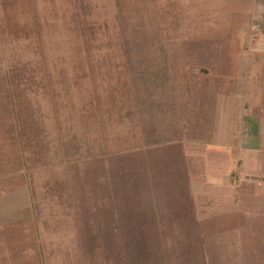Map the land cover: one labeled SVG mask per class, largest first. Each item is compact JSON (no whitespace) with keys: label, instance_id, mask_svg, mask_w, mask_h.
<instances>
[{"label":"rangeland","instance_id":"374dc122","mask_svg":"<svg viewBox=\"0 0 264 264\" xmlns=\"http://www.w3.org/2000/svg\"><path fill=\"white\" fill-rule=\"evenodd\" d=\"M261 6L0 0V251L29 264H264ZM253 105L261 145L247 171L236 128L216 124Z\"/></svg>","mask_w":264,"mask_h":264},{"label":"crops","instance_id":"0c3cea01","mask_svg":"<svg viewBox=\"0 0 264 264\" xmlns=\"http://www.w3.org/2000/svg\"><path fill=\"white\" fill-rule=\"evenodd\" d=\"M257 19L259 21V32H258V38H257V45L258 47L264 51V0H262V6L257 9ZM234 106L230 107L231 109H228V111H234L233 109L237 108L238 111L236 114L232 115V119L229 122H226V118L229 115H224L226 111H222V114L219 115V118L217 120L216 126L223 128H236L235 130L231 131V136L233 137V141L237 142V148L234 147V149H238L240 154L238 155L239 158L244 159L243 167L247 171L252 170L250 167V159H253L256 157L257 153L259 152V147L261 145V120L259 117V113L257 112L255 106L246 107L244 106L245 114L240 116V113L242 111V108L240 106H237L233 108ZM226 117V118H225ZM237 128H240L238 134H237ZM221 131V130H220ZM235 131V132H234ZM226 134H229V131L225 132ZM237 137V138H236ZM230 148V152L234 150L232 146H228ZM231 158H234V155L230 156ZM9 243V242H8ZM7 242H4L2 245L6 246L8 244ZM10 244V243H9ZM1 245V244H0ZM7 247H5L6 249ZM9 247L7 249V252H1L0 251V264H29L27 262L24 263H16L17 259L14 254L9 253ZM18 261H21L20 259Z\"/></svg>","mask_w":264,"mask_h":264}]
</instances>
